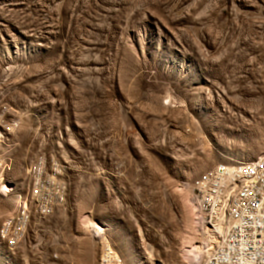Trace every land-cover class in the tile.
Masks as SVG:
<instances>
[{
  "label": "rangeland",
  "instance_id": "rangeland-1",
  "mask_svg": "<svg viewBox=\"0 0 264 264\" xmlns=\"http://www.w3.org/2000/svg\"><path fill=\"white\" fill-rule=\"evenodd\" d=\"M261 155L264 0H0V228L54 204L0 264H195L188 184Z\"/></svg>",
  "mask_w": 264,
  "mask_h": 264
},
{
  "label": "built area",
  "instance_id": "built-area-1",
  "mask_svg": "<svg viewBox=\"0 0 264 264\" xmlns=\"http://www.w3.org/2000/svg\"><path fill=\"white\" fill-rule=\"evenodd\" d=\"M42 178L56 185L54 196L57 195L61 183L57 182L56 176ZM39 181L40 177H37L35 182ZM193 189L198 192L204 206V223L213 225L220 222L225 227V234L208 257L200 255L199 246L194 248L195 263L264 264V166L232 172L217 165L214 178L202 181ZM53 209V198L46 197L45 206H37L36 202L31 210H24L21 217L8 220L5 232L7 227H14V231H19V241L4 244L5 247L16 248L25 239L33 210L45 217L52 214ZM98 264L125 263L111 244H105L100 248Z\"/></svg>",
  "mask_w": 264,
  "mask_h": 264
},
{
  "label": "bare ground",
  "instance_id": "bare-ground-1",
  "mask_svg": "<svg viewBox=\"0 0 264 264\" xmlns=\"http://www.w3.org/2000/svg\"><path fill=\"white\" fill-rule=\"evenodd\" d=\"M262 166H264V155L262 157L258 158L257 160L252 161V162L236 163V164H231V165L230 164L220 165L219 168L227 169L228 171H232V172H242V170H251L252 168H258V167H262ZM215 168L209 170L208 172L203 174L201 177H199L195 181L188 184V189H189L190 194H191L192 203H193V206L195 208L194 209L195 215H196L195 220L198 223L199 230L202 232L201 236H202L203 242L205 243L204 247L199 252L200 255H202L203 257H208L209 254L213 251L215 245L221 240V238L225 234V227L220 222L213 224V225L204 223V206H202V203L199 200L198 192H195V190L193 188H196L197 185L201 184L202 181L207 180L208 178H214V169ZM6 185H4L0 189L1 196H6L10 191ZM24 210H28L26 202H24L23 204L20 203L19 209H17L15 212L8 215L3 221V224L0 228V238L4 242H6L7 244H13L16 241H19V231H14V227H7V231L5 232L6 223L8 222V220H14V217H21L24 214ZM91 227L96 229L99 227V225L98 224H92ZM99 229H100V227H99ZM102 230H103V228H102ZM105 244H107V243L101 244V247ZM107 245H109V244H107ZM193 263H195V262H193ZM191 264H192V262H191Z\"/></svg>",
  "mask_w": 264,
  "mask_h": 264
}]
</instances>
